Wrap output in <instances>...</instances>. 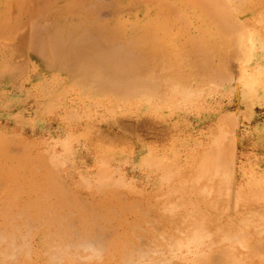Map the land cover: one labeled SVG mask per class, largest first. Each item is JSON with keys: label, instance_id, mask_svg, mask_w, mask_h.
<instances>
[{"label": "rangeland", "instance_id": "374dc122", "mask_svg": "<svg viewBox=\"0 0 264 264\" xmlns=\"http://www.w3.org/2000/svg\"><path fill=\"white\" fill-rule=\"evenodd\" d=\"M22 1L0 264H264V0Z\"/></svg>", "mask_w": 264, "mask_h": 264}, {"label": "bare ground", "instance_id": "6f19581e", "mask_svg": "<svg viewBox=\"0 0 264 264\" xmlns=\"http://www.w3.org/2000/svg\"><path fill=\"white\" fill-rule=\"evenodd\" d=\"M69 0H67V2H68ZM25 2V1H24ZM22 0H0V11L2 12V11H4V12H10V10H17L16 12H17V15L16 16H14V17H9V18H7V19H3V21L1 20V18H0V24L1 25H6L7 26V24H8V22H10V21H17V19L18 20H20L22 17H25V18H29V19H31V20H33V18H32V9H33V5L32 4H30V5H28L27 6V4H25ZM71 2H72V0H71ZM40 6V5H39ZM0 17H2V16H0ZM3 30H6V28H4V29H2V31ZM54 206V205H53ZM51 208V207H50ZM45 211L47 212V209H45ZM49 213V212H48ZM109 216V215H108ZM52 219H54L55 220V222H56V225L58 226L59 224H61V222L60 221H65V218H60L59 216H53V218ZM108 220H110L109 218H107ZM85 223V225L87 224L86 222H84ZM80 226H82V224L80 225ZM90 226V225H89ZM94 226V225H93ZM100 226V225H99ZM88 228V227H87ZM91 228H94V227H91ZM83 229H85V228H83ZM68 230H70L69 228H68ZM93 230V229H92ZM105 230V229H104ZM73 231V230H72ZM74 232V231H73ZM89 233V232H88ZM109 233V232H108ZM90 234V233H89ZM104 236V235H103ZM72 238V237H71ZM116 238H114L113 240H115ZM118 239V238H117ZM120 242H121V240H120ZM114 243V242H113ZM112 243V241H111V244H113ZM107 244V242H104V245H106ZM114 245H116L115 243H114ZM108 247H109V245H108ZM108 251V250H107Z\"/></svg>", "mask_w": 264, "mask_h": 264}]
</instances>
